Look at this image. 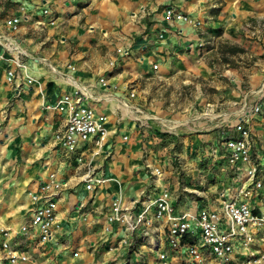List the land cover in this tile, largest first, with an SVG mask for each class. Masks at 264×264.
<instances>
[{
	"label": "crops",
	"instance_id": "obj_1",
	"mask_svg": "<svg viewBox=\"0 0 264 264\" xmlns=\"http://www.w3.org/2000/svg\"><path fill=\"white\" fill-rule=\"evenodd\" d=\"M167 8L193 22L167 20ZM44 9L51 16L43 15ZM10 17L21 20L14 32L5 27ZM234 23L240 35L235 39ZM219 27L224 29L223 36L237 44L219 39V54H239V59L247 61L246 68L233 66L222 80L215 79L210 63L216 55L210 40L220 38H214ZM12 40L24 53L21 60L33 81L30 85L20 80L7 83L5 71L12 65L0 63V227L17 231L25 223L30 206L27 193L34 192L50 173L66 184L57 208L62 229L43 249L28 241L33 264H160L148 245L155 241L167 250L162 222H153L145 242L113 225L110 232L104 230L116 197L129 205L143 193L154 197L158 192L150 172L154 167L165 170V158L147 146L152 140L147 126L157 127V121L146 120L147 115L174 122L178 133L188 132L185 140L190 145L206 127L203 142H209V148L219 145L223 154L219 140L223 133L218 134L217 127L241 121L250 133L251 158L264 185V118L251 112L253 105H264V0H0V54L6 58L11 55L6 43ZM224 44L231 47L221 50ZM153 64L158 65L156 71ZM101 77L106 78V86L99 84ZM200 80L204 81L201 85ZM194 86L193 100L178 105L181 109L171 115L174 109L163 106L166 98L161 93L175 87L178 98L185 100L184 88L189 91ZM205 86L217 93L210 95ZM76 88L88 94L85 105L107 116L108 135L100 148L96 138H91L68 153L55 141L66 115L46 106ZM132 90L137 96L127 98ZM158 92L160 97L154 99ZM134 108H142L139 117L146 127L137 121ZM202 112L213 116L199 121ZM231 135L236 136L234 130L227 137ZM79 155L92 161L95 177L108 181L87 190ZM231 171L229 186L236 194L244 182L243 173L235 177ZM169 175L173 173L164 171L160 183L170 189L176 212L204 207V198L193 205L185 203L181 197L192 189L183 184L174 188L178 174ZM263 201L264 189L250 201L255 213ZM169 256L171 264H182V256Z\"/></svg>",
	"mask_w": 264,
	"mask_h": 264
},
{
	"label": "built area",
	"instance_id": "obj_2",
	"mask_svg": "<svg viewBox=\"0 0 264 264\" xmlns=\"http://www.w3.org/2000/svg\"><path fill=\"white\" fill-rule=\"evenodd\" d=\"M42 13L51 16L48 9L42 10ZM165 18L179 23L193 22L187 15L172 8L165 10ZM20 21L18 17H10L5 21V27L14 32ZM49 24L52 25L53 20ZM6 44L5 50L11 54L10 57L0 54V63L10 62L12 65L5 71L6 82L20 80L27 85L32 84L33 80L21 60L24 53L13 40ZM68 69L73 71L74 67L68 65ZM152 69L156 71L158 65L153 64ZM106 83V78L99 79L100 85L106 86ZM87 97L84 90L76 88L61 95L54 104L46 106L48 110L66 115L64 128L55 135V141L68 153L75 152L91 138H96L95 145L100 148L108 135L107 116L85 105L83 101ZM129 97H134L133 91ZM121 105L126 106V103L121 102ZM134 110L138 114L137 121L142 122L144 118L139 117L143 115L142 110ZM251 112L264 118V105H254ZM233 127L236 136L227 137L223 147L227 165L230 170H234L235 177L240 175L239 172L243 173L244 182L235 195L226 196L220 192L216 208L203 205L200 209L178 213L170 189L160 183L163 171L160 167H154L150 174L159 186L156 195L149 197L143 193L129 205L116 197L110 204L104 230L110 232L109 226L113 225L122 228L128 236H135L145 242L153 222H162L167 250L161 249L155 241L148 245L151 251L156 252L160 264H171L170 253L182 256V264H264V252L261 250L264 245V201L258 213L250 204L253 198L259 197L264 185L259 177L260 169L251 158L249 131L241 121ZM84 157L79 155L77 162L85 169L82 175L85 188L90 190L94 184L108 181L103 177H95L92 161ZM65 186L55 173H50L34 192L27 193L30 206L25 223L17 231L0 227V264H33L28 241H34L36 248L43 249L61 231L57 208ZM192 192L204 198L202 192ZM13 238L17 242H12ZM122 243L124 245L126 241ZM76 256L77 253H73V257Z\"/></svg>",
	"mask_w": 264,
	"mask_h": 264
},
{
	"label": "rangeland",
	"instance_id": "obj_3",
	"mask_svg": "<svg viewBox=\"0 0 264 264\" xmlns=\"http://www.w3.org/2000/svg\"><path fill=\"white\" fill-rule=\"evenodd\" d=\"M233 25H234L233 35L235 34L233 36V39H235V37L239 38L240 35L236 33L237 23H234ZM219 29H220L219 34H216L214 38L217 36H220V38L216 40L215 39L210 40V42H214V43H210L211 44L210 46H212V48L214 47L216 48V52H215L216 55H214V57L212 56V59H210V63H213V67L215 68V72H216L215 79L222 80L224 79L223 74H226V71L232 68L233 66L240 67L241 69L246 68L247 61L245 59H239L238 58L239 54L234 56L224 55V57H222L221 54H219V50H220V47L218 45L219 42L221 40L225 41L226 39H228L225 36H223L224 29L221 27H219ZM245 40L252 42L250 38L249 39L247 38ZM226 41L232 44V46L237 45L236 43H233L229 39ZM229 46L231 47V45L229 44L226 45L224 44L221 47V50H225ZM191 82H193L194 84V79H191ZM202 83H204V81L200 80L199 85H201ZM154 85L155 87L159 86V82H155ZM189 86H191V84ZM228 86H230V84H228ZM205 88H208L207 91L210 93V95L213 93H217L213 88H209L206 86ZM193 89L197 90L196 86H194V88L192 87L189 91L185 90L184 88V92L186 95L185 100L184 99L180 100L178 98L176 91H174L175 87L170 88L168 91H165V93L162 92L160 96L166 98V101L165 102L163 101V106L166 105L169 107V109L172 108L174 109L171 115L174 112H178L179 109H181V106L179 107L178 105H182L183 102H187V101L189 102L193 100L191 97L192 94H190L191 91H194ZM154 94H156L153 96L154 99H158L160 97L159 92ZM134 96L136 97L137 94L135 95L134 93ZM127 98H130L129 95L127 96ZM169 98H171L170 103L172 105L169 104L170 101ZM139 109L142 110V108ZM202 113L203 114L198 116L199 121H204L207 118H211L213 116V113H208V112H202ZM147 117L148 118L146 120L148 121L150 119L157 121L156 122L157 127L155 128L152 126L150 127V125H148L147 123L145 124L142 122L143 125L141 127H146L148 125L147 131L150 133L149 137L152 139L151 143L147 144V146H150L154 152L159 151L161 158L162 157L165 158V163H162L163 165L162 167L165 169L163 170V174L164 171L166 172L171 171L174 177L176 176V173L178 174L179 177L177 180L178 183L176 184V181L174 179L175 181L173 184L174 188L178 187L180 189L183 184L186 187H189L187 189L197 190L202 193L207 192L206 194L203 195L204 196L203 204L206 206H217L218 195L220 192H225L226 195H231V196L235 194V191L234 190L232 191V189L229 186L230 185L229 181L233 180V174L229 166L227 165L224 154L221 152L222 150L220 151L217 149L219 145H216L215 147L210 146L209 148V142H203L202 140L201 135H205L208 133L207 131H204L206 127L200 129V131L196 133V135H199L197 136V141L194 144L190 145V143L185 140L186 138L189 139V137H187L188 132L183 134L178 133L177 128L172 127L174 122H172L171 120H167V119L159 120L155 116H149V115H147ZM228 126L217 127L218 128L217 130H219L218 134L223 133L221 135V138L219 139L221 142L222 141L224 142L227 136L230 135L234 130L233 126L232 127L231 125ZM198 137L200 138L199 141H198L199 139ZM213 150L217 151L216 155L213 154ZM179 174H181L180 175L181 177L179 176ZM173 175H169V176H173ZM192 190L189 193L183 191L184 193L187 194L181 197V199L184 198L183 200H185V203L191 205H193V203H197L199 200L202 199L201 196H197L195 193L192 192ZM175 193L176 190L175 192L173 191V195ZM180 196L181 195L175 197V200H178Z\"/></svg>",
	"mask_w": 264,
	"mask_h": 264
}]
</instances>
